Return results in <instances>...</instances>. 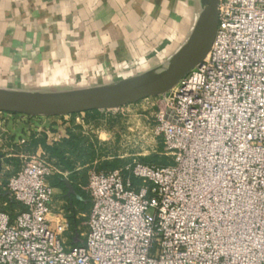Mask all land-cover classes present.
<instances>
[{
	"label": "built area",
	"instance_id": "obj_1",
	"mask_svg": "<svg viewBox=\"0 0 264 264\" xmlns=\"http://www.w3.org/2000/svg\"><path fill=\"white\" fill-rule=\"evenodd\" d=\"M217 16L204 60L154 116L171 164L89 173L73 244L66 219L49 215L56 169L21 155L0 264H264V0H217Z\"/></svg>",
	"mask_w": 264,
	"mask_h": 264
},
{
	"label": "crops",
	"instance_id": "obj_2",
	"mask_svg": "<svg viewBox=\"0 0 264 264\" xmlns=\"http://www.w3.org/2000/svg\"><path fill=\"white\" fill-rule=\"evenodd\" d=\"M174 1L0 0V89L30 92L15 88L21 79L45 73L48 61L64 63L66 60L85 57L96 58L105 65L113 58L119 60L122 56L134 55L133 49L143 39L158 37L156 32L159 24H153L164 23L166 16L173 10ZM51 29L55 36L47 38L51 33L47 31ZM56 43L60 44L59 50ZM82 50L86 53H81ZM73 72L80 71L73 68ZM23 82L29 83L26 79ZM64 121H67V117ZM31 122L25 127L17 119H7L3 124L5 132L0 133V155L7 161L5 163L2 160L1 163L0 213H6L11 218L21 208L12 202L6 186L19 169V157L34 156L54 161L57 157L51 156L50 150L59 147L62 142L66 143L71 133L70 127L65 125L59 128V138L51 143V136L55 134L51 130L56 127L35 129ZM77 122H80V118ZM75 172L61 166L59 177L80 188L67 178ZM54 181L53 178L50 182L52 186ZM62 193V189L54 186L49 215H62L66 219L69 231L64 235L65 239H71L75 244V237L80 233L77 217L82 216L81 213H89V202L87 198L82 200L76 192L70 198ZM86 204L88 207H85Z\"/></svg>",
	"mask_w": 264,
	"mask_h": 264
},
{
	"label": "rangeland",
	"instance_id": "obj_3",
	"mask_svg": "<svg viewBox=\"0 0 264 264\" xmlns=\"http://www.w3.org/2000/svg\"><path fill=\"white\" fill-rule=\"evenodd\" d=\"M200 7L201 0H175L173 10L166 16L164 23L155 22L153 24H159L156 32L158 37L143 39L142 43L133 49L132 54L134 55L122 56L119 60L113 58L105 65L101 61L98 62L96 58L87 59L85 57L73 58L64 63L47 60L48 68L45 73L21 79L18 82L19 86L15 89L30 91L28 93H33L39 98L56 96L74 101L83 95L88 98L103 89L110 87L115 89L119 84L153 77L177 62L180 52H186L192 48L197 39L196 14ZM201 8L206 10L207 2ZM204 16L203 24L207 21V14ZM51 31L52 29L47 33ZM51 36L55 34L51 32L47 38ZM55 45L59 50L60 44ZM82 52L86 53L84 50ZM73 68L80 72L72 73ZM25 79L29 82L28 84L23 82ZM168 89H163L155 97L138 99L136 102L108 110H98L95 113L86 112L60 117H30L19 113L0 112V116L6 120L17 119L25 127L29 126V122L32 121L31 124H34L35 129L44 126L56 127L51 130L55 133L51 136V143H54V140L61 135L59 128L68 125L71 129L70 139L68 144L65 142L59 144V149L64 154V158L74 167V171L76 170L67 177L69 182L78 184L80 186L78 194L88 200L85 185L88 174L91 172L110 171L132 161L157 166L171 164L170 157L165 153L161 137L157 136L154 131V116L164 110ZM82 115H84L83 118H81ZM65 117L67 121H64ZM79 118L80 122H77ZM54 159L51 165L58 173L56 172L52 179L61 176L59 172L61 166H64L59 163V158ZM67 192L68 190H63L62 194L65 195ZM81 214L82 216H78L76 222L79 223V232L84 233L88 213Z\"/></svg>",
	"mask_w": 264,
	"mask_h": 264
},
{
	"label": "water",
	"instance_id": "obj_4",
	"mask_svg": "<svg viewBox=\"0 0 264 264\" xmlns=\"http://www.w3.org/2000/svg\"><path fill=\"white\" fill-rule=\"evenodd\" d=\"M207 21L197 35L192 48L182 60L172 63L153 77L136 79L134 81L119 84L115 89L107 92H97L86 98L83 95L80 101L69 104L52 102L56 96L37 97L35 94L21 91H8L0 89V112L19 113L27 116L60 117L71 116L78 113L93 112L95 110H108L136 102L138 99L155 97L165 88H171L186 76L192 69L204 60L213 41L218 25L217 0H208ZM49 98V99H48ZM2 156L0 155V171L2 169ZM7 163L6 160H3ZM67 188V197L75 196L73 186L67 180H63Z\"/></svg>",
	"mask_w": 264,
	"mask_h": 264
},
{
	"label": "bare ground",
	"instance_id": "obj_5",
	"mask_svg": "<svg viewBox=\"0 0 264 264\" xmlns=\"http://www.w3.org/2000/svg\"><path fill=\"white\" fill-rule=\"evenodd\" d=\"M207 2V5H208V0H201V7L204 5V3ZM200 7V10L197 11V14H196V21H197V26L195 27V30H198L197 32V35L198 33L201 31V29L203 28L204 24L202 22V18L205 17L204 15L206 14L207 12V9H202ZM196 35V37H197ZM195 40V39H194ZM193 40V41H194ZM192 41V42H193ZM188 54V52H180V55L177 57L178 61L179 60H182L184 56H186ZM112 90V87L111 88H107V89H103L101 92H107V91H110ZM49 99V98H48ZM52 102H56V103H60V104H69V103H74L75 101H80V99H75L74 101L73 100H69V99H66V98H53L51 100Z\"/></svg>",
	"mask_w": 264,
	"mask_h": 264
},
{
	"label": "trees",
	"instance_id": "obj_6",
	"mask_svg": "<svg viewBox=\"0 0 264 264\" xmlns=\"http://www.w3.org/2000/svg\"><path fill=\"white\" fill-rule=\"evenodd\" d=\"M97 111H98V110H95V111H93L92 113H95V112H97ZM88 113H89V112H88ZM68 136H69V138L67 139V142H66L67 144H68V141H69V139H70V134H69ZM50 155L59 158V163H60V164H63V165L66 166V167H68V169H69L70 171H73V170H74V167H73L72 165H70L69 161H67V160L64 158V154H63L62 151L59 149V147H54L53 150H50ZM51 180H52V179H51ZM62 180H63V178H61V177H57V178H55V181H54L53 184H54V186L59 187V188L62 189V190H67V188L64 186ZM71 186H73V189L75 190V192L77 193V195L80 196V198H81L82 200H84L85 197H84V196H81V195L78 194V187H77V186H74L73 184H71ZM0 196H1V195H0ZM82 200H81V201H82ZM85 207H88V205L86 204Z\"/></svg>",
	"mask_w": 264,
	"mask_h": 264
}]
</instances>
